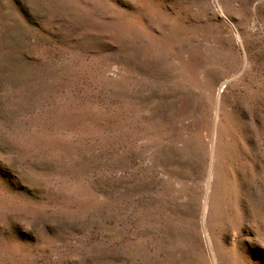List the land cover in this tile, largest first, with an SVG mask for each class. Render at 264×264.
Segmentation results:
<instances>
[{
  "label": "rangeland",
  "instance_id": "1",
  "mask_svg": "<svg viewBox=\"0 0 264 264\" xmlns=\"http://www.w3.org/2000/svg\"><path fill=\"white\" fill-rule=\"evenodd\" d=\"M205 86L229 124L203 228ZM213 257L264 264V0H0V264Z\"/></svg>",
  "mask_w": 264,
  "mask_h": 264
},
{
  "label": "bare ground",
  "instance_id": "2",
  "mask_svg": "<svg viewBox=\"0 0 264 264\" xmlns=\"http://www.w3.org/2000/svg\"><path fill=\"white\" fill-rule=\"evenodd\" d=\"M201 89L200 99L202 100L201 104L204 105V111H202L200 115L199 131H197L199 134L197 133V139H195L197 140L198 154L196 156L194 168L204 176L203 187L200 194V198L203 201V209L200 216L202 227L206 228L208 226L207 220L212 212V207L220 204L223 196L222 192L224 191L223 188L226 187L223 148H225L224 140L228 133L227 125L229 123L226 125V116L223 115V108L221 107L222 95L214 92V89L208 86ZM212 250L214 251V249ZM215 259L213 260L214 264H219L217 263L216 257Z\"/></svg>",
  "mask_w": 264,
  "mask_h": 264
}]
</instances>
